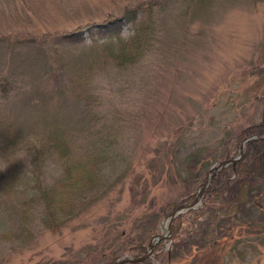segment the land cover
Returning a JSON list of instances; mask_svg holds the SVG:
<instances>
[{
    "label": "rangeland",
    "instance_id": "374dc122",
    "mask_svg": "<svg viewBox=\"0 0 264 264\" xmlns=\"http://www.w3.org/2000/svg\"><path fill=\"white\" fill-rule=\"evenodd\" d=\"M144 1L0 0V138H16L13 149H0V264L73 263L86 252H104L106 260L111 252L125 256L113 244L117 235L136 239L141 218L149 222L194 190L197 180H178L179 161L200 149L214 166L224 160V141L233 149L235 134L261 121L264 75L255 80L249 69L264 67V0H208L200 9L197 0H157L163 3L158 12H142L137 25L108 44L56 42L57 33L117 17ZM146 30L148 55L116 69L105 47L117 51ZM49 72L59 74L62 93L54 91ZM85 102L95 117L121 113L116 117L124 125L110 147L86 141L92 111L83 110ZM50 131L67 135L91 180L81 183L75 172L64 181L57 155L47 148ZM36 150L37 176L54 193L49 216L32 198ZM168 222L162 218L158 226L170 249ZM220 248L213 262L225 254V264H264L262 236L239 244L241 256ZM174 256L161 264H196L189 247Z\"/></svg>",
    "mask_w": 264,
    "mask_h": 264
},
{
    "label": "trees",
    "instance_id": "16d2710c",
    "mask_svg": "<svg viewBox=\"0 0 264 264\" xmlns=\"http://www.w3.org/2000/svg\"><path fill=\"white\" fill-rule=\"evenodd\" d=\"M206 1L208 0H197L195 7L197 9L203 8V5ZM144 2H146L147 4H144ZM144 2L136 5L137 7H126L122 10L120 14L121 16H109L107 20H105V22H100V24L89 23L84 27H77L75 30H73V32H65L64 35L58 34L57 36H60L57 37L56 42H59V45L65 47H67L68 44H70L68 47H77L78 45L87 42V40L91 43H98L102 40L104 41V39L105 41H108V38L109 40L119 38L120 32L124 27L137 24V20L142 12L145 11L148 13L150 11L148 14H151V11H154L156 8H158V10L155 11L158 12L161 8L160 4H163L162 2L159 3L157 0H149ZM134 31L137 32L138 30L135 29ZM137 37L138 34L136 38L132 40V42L130 41L127 44H121L119 50H117L118 53L112 47H107L108 52H110L108 53V56L110 54V56H112L113 58L114 64L117 63L119 65H115L116 69H128L130 68V66L140 62L150 52L148 40H146L148 38L147 33H144V38L141 37L142 40H140V44L138 43L139 46H135L137 45V43L133 44L137 40ZM29 42H32V39H30ZM135 49H137L138 51L140 50L141 53H138V51ZM110 50L112 51V53ZM113 51L116 53H114ZM120 53L123 56V60H126L125 62H122ZM117 54H119V56ZM249 71L251 73L250 75H252L255 80L256 78L264 75V67L261 66H253L249 69ZM49 80L54 82V91L60 89V80L58 73L54 74L53 72H49ZM0 85V89H3L0 91L2 92V94H4V87L2 86L4 84ZM56 93L60 94L62 92L57 90ZM260 97V106H264V94H261ZM89 107V102H85L83 110H87L88 112L92 111V123H89V127L92 129L90 130L91 133H89L86 141H88L89 144H104L103 148L110 147L111 143L109 142L111 141L109 140H113V138L117 137L118 133L121 132L118 128L122 129L121 125H124L120 120L121 118H118V116H121V113L112 112V117L108 120V117H95V113L93 112L92 108ZM87 111L86 113L88 114ZM116 115H118V120L116 119ZM56 135L58 136L57 138ZM1 136L0 149L5 150L9 147L10 149H13V145L16 143L14 140H16V138L13 136H9L7 133L2 134ZM251 136L254 137L251 138V140L245 141ZM47 137L49 151L51 150L55 155H57L58 160L61 158L59 162L61 166L63 165L62 169L64 175H66L64 181H72L74 178L73 174H75V172H78L79 174L77 175L79 176V180L81 181V183H85L84 181H87L88 175L90 177L89 170L80 165L78 160V158H80V154L75 153L76 146H73V144L68 142L67 135L60 132L57 133L56 131H50ZM263 137L264 124L261 121L252 120L248 123L247 126L242 128L235 134L233 149L228 146V141H224L222 143L224 152L221 158H224V160H231L236 158L241 144L244 146L241 155L242 158L235 164H230L222 167L221 170L213 175L214 177H211V179H213L211 180L210 185L205 188V191L200 200V205L196 207L197 209L194 208L188 210L189 212L186 211L184 213H181L180 215H177L175 217L177 219H173L174 223L172 221V227L170 226L171 248H166V246L163 244V240H161L156 243L157 245H153L150 258L140 262H124L121 264H154L153 262L161 264L163 263V261L169 259V257H171V259L176 257L174 256L175 252L182 247H189V249L191 250V254L193 255L192 262L196 264H216V261L219 264H225V254L219 255L213 262L212 256L214 257V255H216L217 248L219 249L220 247L228 246V252L233 253L234 256L235 254L241 256L242 250L238 249V245L242 244L247 239V237H251L252 235H256L257 237H264ZM256 138H261L262 140H257ZM94 151L95 150L93 149V152ZM202 153L204 154V152L200 149L195 150L194 152L189 153L185 158H183V160L179 161L178 163V180L180 179L183 182H188L189 180H197L194 190H192L190 193L188 192V194H185V196L180 199V202H171L169 203V205H165L159 210L158 213H156V215L153 216V218L149 220V222L148 220L141 218V225L144 227L141 228V233H139V237L137 236L136 239H129L127 242H123L119 238L121 237V235H117L118 237L113 240L114 246H120L122 248L121 252L122 254H125V256L122 257L121 254L111 252L107 256L108 260H106L104 252L97 253V255L96 253L86 252L84 256H81L76 260L72 259L73 263H70L71 260L67 258L65 260H59L54 264H98L99 262H102L101 264H113L120 258L138 259L140 258V256H143L147 250V244L149 243L150 239L156 234H159V220L162 218L169 219L172 212L177 207H179L181 204L190 203V201L194 199L193 197L195 194V190L198 189L199 186L206 181V176L210 171L212 164H209L207 158ZM38 157L39 151L36 150L30 158V161L32 160V166L35 167L32 170V174L35 177V179H33L32 188L34 193L32 195V198L34 204L36 206L42 205L46 216H49V210L51 209V203L54 198V193L53 189L49 190L48 188L44 187L41 184L40 178H38L37 176L36 171L40 167ZM64 157L66 158V162H64ZM195 170L202 171L201 175H196ZM48 191H50V193ZM40 193H42V195H40ZM132 200L136 204L138 203V200L134 198ZM163 215L166 217H164ZM53 223L54 221L51 222V224ZM188 255L190 254L188 253Z\"/></svg>",
    "mask_w": 264,
    "mask_h": 264
},
{
    "label": "water",
    "instance_id": "95a60500",
    "mask_svg": "<svg viewBox=\"0 0 264 264\" xmlns=\"http://www.w3.org/2000/svg\"><path fill=\"white\" fill-rule=\"evenodd\" d=\"M262 123L264 124V108L262 110V119H261ZM259 139V138H258ZM264 139V138H263ZM259 140H262V139H259ZM246 141V140H245ZM243 147L241 145L240 149H239V152H238V158L236 159H231V160H222L221 162L217 163L216 165H214L212 167V169L210 170V172L207 174L206 176V181L200 185V187L196 190V193L194 195V199L192 201H190V203L188 204H181L179 207H177L171 214L170 218H169V222H168V228H167V235L168 237L170 238L171 235H170V226H171V222L173 221V219L177 216V215H180L181 213L185 212V211H188V210H191L193 209L198 203H199V200L201 199L203 193H204V189L207 188L210 183H211V177L216 173V171H219L221 170L222 167L226 166V165H229V164H235L238 160L241 159V155H242V150H243ZM165 239L166 237L163 236V235H158V236H154L153 238L150 239V242L149 244L147 245V250L146 252L144 253L143 256H140V258L138 259H134V258H123V259H118V261H116L115 263L113 264H121V263H134V262H140V261H143V260H146L148 258H150V255L152 254V249H153V245L156 244L158 241H160V239Z\"/></svg>",
    "mask_w": 264,
    "mask_h": 264
},
{
    "label": "bare ground",
    "instance_id": "6f19581e",
    "mask_svg": "<svg viewBox=\"0 0 264 264\" xmlns=\"http://www.w3.org/2000/svg\"><path fill=\"white\" fill-rule=\"evenodd\" d=\"M145 3H146V2H144V4H145ZM146 4H147V3H146ZM158 4H159V3H158ZM132 7H133V6H132ZM136 7H137V6H136ZM136 7H135V8H136ZM140 7H141V6H140ZM132 9H133V8H132ZM142 9H143V8H142ZM145 9H146V8H145ZM149 12H150V11H149ZM149 12H148V13H149ZM153 13H154V12H153ZM122 14H123V13H122ZM144 14H145V13H144ZM120 16H121V15H120ZM120 16H119V17H120ZM117 17H118V16H117ZM137 17H138V16H137ZM151 17H152V16H151ZM141 19H142V18H141ZM152 19H153V17H152ZM152 19H151V20H152ZM148 20H149V19H148ZM145 21H146V20H145ZM103 22H105V21H103ZM146 22H147V21H146ZM149 22H150V21H149ZM95 23H96V22H94V24H95ZM99 24H100V23H99ZM144 24H145V23H144ZM146 24H147V23H146ZM151 24H152V23H151ZM92 25H93V24H92ZM96 25H97V24H96ZM96 25H95V26H96ZM122 25H123V24H122ZM136 25H137V24H136ZM129 26H130V25H129ZM133 26H134V25H133ZM139 26H140V25H139ZM141 26H142V25H141ZM144 27H145V25H144ZM151 27H152V26H151ZM145 28H146V27H145ZM149 28H150V27H149ZM128 29H129V28H127V30H128ZM139 29H140V28H139ZM137 30H138V29H137ZM119 31H120V30H119ZM139 31H140V30H138V32H139ZM142 31H143V30H142ZM72 32H73V31H72ZM146 32H147V30H146ZM146 32H144V33H146ZM60 33H61V32H60ZM70 33H71V32H70ZM128 33H129V32H128ZM148 33H149V32H147V35H148ZM153 33H154V32H153ZM129 34H131V33H129ZM133 34H134V32H133ZM139 34H140V33H139ZM53 35H54V34H53ZM57 35H58V33H57ZM63 35H64V34H63ZM68 35H69V34H68ZM261 35H262V33H261ZM54 36H55V35H54ZM54 36H53V37H54ZM66 36H67V35H66ZM132 36H134V35H132ZM150 36H151V34H150ZM152 36H153V35H152ZM262 36H263V35H262ZM48 37H49V36H48ZM50 37H51V36H50ZM57 37H59V36H57ZM124 37H125V36H124ZM126 37H127V36H126ZM46 38H47V37H46ZM55 38H56V37H55ZM106 38H107V37H106ZM111 38H112V37H111ZM143 38H144V37H143ZM154 38H155V37H154ZM52 39H53V38H52ZM128 39H129V38H128ZM134 39H135V38H134ZM134 39H133V40H134ZM137 39H138V37H137ZM145 39H146V37H145ZM149 39H150V38H149ZM46 40H48V39H46ZM60 40H61V38H60ZM62 40H64V39H62ZM96 40H97V39H96ZM108 40H109V38H108ZM139 40H140V39H139ZM141 40H142V39H141ZM146 40H147V39H146ZM66 41H67V40H66ZM81 41H82V40H81ZM94 41H95V40H94ZM102 41H103V40H102ZM104 41H105V39H104ZM117 41H119V39H117ZM148 41H149V40H148ZM154 41H155V40H154ZM64 42H65V41H64ZM77 42H78V41H77ZM79 42H80V41H79ZM119 42H120V41H119ZM119 42H118V43H119ZM131 42H132V41H131ZM137 42H138V41H136V43H137ZM49 43H50V42H49ZM53 43H54V42H53ZM58 43H59V42H58ZM58 43H57V44H58ZM75 43H76V42H75ZM85 43H86V42H85ZM138 43H139V42H138ZM138 43H137V45H135V46H139ZM145 43H146V42H145ZM149 43H150V42H149ZM93 44H94V43H93ZM107 44H108V41H107ZM124 44H125V42H124ZM133 44H135V42H134ZM133 44H132V45H133ZM139 44H140V43H139ZM142 44H143V43H142ZM146 44H147V43H146ZM152 44H153V43H152ZM58 45H59V44H58ZM69 45H70V44H68L67 46H69ZM86 45H87V44H86ZM103 45H104V44H103ZM103 45H102V46H103ZM144 45H145V44H144ZM262 45H263V44H262ZM44 46H46V45H44ZM47 46H48V44H47ZM100 46H101V45H100ZM102 46H101V47H102ZM141 46H142V45H141ZM10 47H11V46H10ZM81 47H82V46H81ZM109 47H111V46H109ZM109 47H108V48H109ZM145 47H147V46H145ZM151 47H152V46H151ZM45 48H46V47H45ZM103 48H104V47H103ZM105 48H107V47H105ZM9 49L11 50V48H9ZM46 49H48V47H47ZM146 49H147V48H146ZM13 50H14V49H13ZM105 50H106V49H105ZM105 50H103V51H105ZM131 50H132V49H131ZM135 50H137V49H135ZM141 50H142V49H141ZM60 51H61V50H60ZM66 51H67V50H66ZM100 51H101V50H100ZM103 51H102V52H103ZM110 51H111V50H110ZM121 51H123V50H121ZM121 51H120V52H121ZM137 51H138V50H137ZM107 52H108V49H107ZM113 52H114V51H113ZM116 52H117V51H116ZM116 52H114V53H116ZM131 52H133V51H131ZM139 52H140V50L138 51V53H139ZM142 52H143V51H142ZM47 53H50V52H47ZM55 53H56V52H55ZM55 53H53V54H55ZM105 53H106V52H105ZM108 53H110V52H108ZM111 53H112V51H111ZM117 53H118V52H117ZM138 53H137V54H138ZM140 53H141V52H140ZM146 53H147V52H146ZM132 54H133V53H132ZM142 54H143V53H142ZM48 55L50 56V54H48ZM55 55H56V54H55ZM109 55H110V54H109ZM112 55H113V54H112ZM114 55H115V54H114ZM117 55L119 56V54H117ZM117 55H116V56H117ZM120 55H121V53H120ZM138 55H139V54H138ZM57 56H59V55H57ZM91 56H92V55H91ZM106 56H107V55H106ZM116 56H115V58H116ZM121 56H122V55H121ZM121 56H120V58L122 59V62H123V61H124V60H123V56H122V57H121ZM144 56H145V55H144ZM50 57H51V56H50ZM101 57H102V56H101ZM109 57H110V56H109ZM51 58H52V57H51ZM91 58H92V57H91ZM120 58H119V59H120ZM124 58H125V57H124ZM119 59H117V60H119ZM102 60H103V59H102ZM125 61H126V60H125ZM125 61H124V62H125ZM82 62H83V61H82ZM86 62H87V61H86ZM88 62H89V61H88ZM111 62H112V61H111ZM116 62H119V61H116ZM91 63H92V62H91ZM126 63H128V62H126ZM106 64H107V63H106ZM113 64H114V63H113ZM116 64H117V63H116ZM116 64H114V65H116ZM129 64H130V63H129ZM132 64H133V63H132ZM101 65H103V64H101ZM109 65H110V64H109ZM117 65H118V64H117ZM117 65H116V66H117ZM120 65H121V64H120ZM110 66H111V65H110ZM118 66H119V65H118ZM122 66H123V65H122ZM120 67H121V66H120ZM130 67H131V66H130ZM60 68H61V67H60ZM88 68H89V67H88ZM113 68H114V67H113ZM110 69H111V68H110ZM121 69H122V68H121ZM124 69H125V68H124ZM87 71H88V70H87ZM122 71H123V70H122ZM13 73H14V72H13ZM15 74H16V73H15ZM14 76H16V75H14ZM14 78H15V77H14ZM85 78H86V77H85ZM2 80H3V79H2ZM28 80H29V79H28ZM81 80H82V79H81ZM17 81H18V80H17ZM17 81H16V82H17ZM1 82H2V81H1ZM8 82H10V81H8ZM29 82H30V81H29ZM83 82H84V80H83ZM13 83H14V82H13ZM29 84H31V83H29ZM8 85H9V84H8ZM8 85H7V86H8ZM25 85H26V84H25ZM2 86L4 87V85H2ZM7 86H6V88L9 89V88H8L9 86H8V87H7ZM12 86H13V85H11V87H12ZM0 87H1V85H0ZM12 88H13V87H12ZM12 88H10V89H12ZM83 88H84V87H83ZM4 89H5V87H4ZM0 90H3V89L1 88ZM4 91H5V90H4ZM6 91H7V90H6ZM13 92H14V91H13ZM13 92H12V93H13ZM0 93H2V92H0ZM4 93H5V92H4ZM10 93H11V92H10ZM7 94H8V93H7ZM1 95H2V94H1ZM3 96H4V95H3ZM6 96H7V95H6ZM4 97H5V96H4ZM116 119H117V117H116ZM112 120H113V119H112ZM117 120H118V119H117ZM50 136H51V135H50ZM48 137H49V136H48ZM48 137H47V138H48ZM57 137H58V136L56 135V138H57ZM253 137H254V136H253ZM40 138H41V137H39V139H40ZM47 138L45 137V139H47ZM54 138H55V137H54ZM59 138H60V136H59ZM50 140H51V139H50ZM37 141H38V140H37ZM42 142H43V141H42ZM45 142H46V141H45ZM39 143H40V140H39ZM66 143H67V142H66ZM73 146H74V145H73ZM36 148H37V146H36ZM47 148H48V147H47ZM38 149H39V148H38ZM42 149H43V148H42ZM34 150H35V148H34ZM48 150H49V149H48ZM70 150H71V149H70ZM77 150H78V149H77ZM42 151H43V150H42ZM39 152H41V151H39ZM43 152H44V151H43ZM43 152H42V153H43ZM46 153H47V152H46ZM52 153H53V152H52ZM95 153H96V152H95ZM44 154H45V153H44ZM56 154H57V153H56ZM66 154H67V153H66ZM63 156H64V155H63ZM38 158H41V157H38ZM70 158H71V157H70ZM60 159H61V158H60ZM60 159H59L58 161H60ZM65 159H66V158L64 157V160H65ZM35 160H36V159H35ZM67 160H68V159H67ZM31 161H32V160H31ZM61 161H62V160H61ZM29 162H30V161H29ZM64 162H66V160H65ZM72 162H73V161H72ZM31 166H32V165H31ZM64 166H65V165H64ZM65 167H66V166H65ZM62 168H63V165H62ZM73 169H74V168H73ZM73 169H72V172H73ZM64 170H65V169H64ZM66 170H67V169H66ZM217 172H218V171H217ZM67 177H68V176H67ZM213 177H214V176H213ZM212 179H213V178H212ZM203 181H204V180H203ZM199 187H200V186H199ZM42 190H45V189H42ZM46 190H47V189H46ZM39 191H40V189H39ZM39 191H38V192H39ZM42 192H43V191H42ZM48 192L50 193V191H48ZM49 193H48V194H49ZM38 194H39V193H38ZM40 195H42V193H40ZM43 196H44V195H43ZM49 196H50V195H49ZM188 197H189V196H188ZM49 198H50V197H49ZM193 198H194V197H193ZM52 201H53V200H52ZM179 202H180V201H179ZM179 205H180V204H179ZM198 205H199V204H197V206H198ZM54 207H55V206H54ZM218 207H219V206H218ZM175 208H176V207H175ZM196 209H197V208H196ZM188 212H189V211H188ZM186 214H187V213H186ZM163 216H164V215H163ZM167 216H168V215H167ZM164 217H166V216H164ZM175 219H177V218H175ZM175 221H176V220H175ZM173 223H174V221H173ZM171 227H172V226H171ZM223 230H224V229H223ZM224 232H225V231H224ZM162 233H163V232H162ZM209 233H210V232H209ZM156 235H157V234H156ZM210 236H211V234H210ZM167 239H168V238H167ZM165 240H166V239H165ZM170 240H171V239H170ZM160 241H161V240H160ZM164 242H165V241H164ZM204 242H205V241H204ZM168 244H169V243H168ZM156 245H157V244H156ZM207 246H208V245H207ZM204 248H205V247H204ZM221 248H223V247H221ZM221 248H220V249H221ZM217 249H218V248H217ZM218 250H219V249H218ZM164 251H165V250H164ZM221 251H222V250H221ZM214 254H215V253H214ZM208 255H209V254H208ZM211 255H213V254H211ZM127 257H128V256H127ZM214 257H215V256H214ZM216 257H218V256H216ZM115 258H116V257H115ZM117 258H118V257H117ZM207 258H208V257H207ZM112 259H113V258H112ZM223 259H224V258H223ZM204 260H205V259H204ZM209 260H210V259H209ZM208 263H209V262H208ZM215 263H216V262H215ZM228 263H229V262H228ZM151 264H152V263H151ZM226 264H227V263H226Z\"/></svg>",
    "mask_w": 264,
    "mask_h": 264
}]
</instances>
